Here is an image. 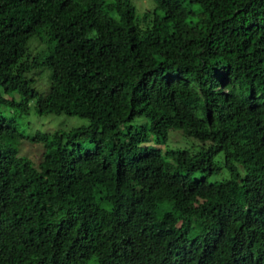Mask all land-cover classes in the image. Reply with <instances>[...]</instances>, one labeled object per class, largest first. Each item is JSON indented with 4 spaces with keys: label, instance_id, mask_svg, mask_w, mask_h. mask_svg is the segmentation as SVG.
<instances>
[{
    "label": "trees",
    "instance_id": "obj_1",
    "mask_svg": "<svg viewBox=\"0 0 264 264\" xmlns=\"http://www.w3.org/2000/svg\"><path fill=\"white\" fill-rule=\"evenodd\" d=\"M150 1L0 0V264H264V0Z\"/></svg>",
    "mask_w": 264,
    "mask_h": 264
},
{
    "label": "rangeland",
    "instance_id": "obj_2",
    "mask_svg": "<svg viewBox=\"0 0 264 264\" xmlns=\"http://www.w3.org/2000/svg\"><path fill=\"white\" fill-rule=\"evenodd\" d=\"M136 7L137 14L144 12L152 7L150 0H133ZM40 44L37 41H32L30 49L32 54L40 48ZM36 79V85L39 89L45 90L47 87L46 73H42L41 76H34ZM87 123L86 119L77 116H66V115H43L38 116L35 113L30 114L22 122L21 133L25 138L33 136L36 131L41 132H53L56 130H67L70 128L79 127ZM192 139H186L178 131H171L168 136V144L172 148L185 147L187 143H193ZM195 143V142H194ZM43 152V147L38 143H31L27 139H24L20 143L19 155L28 158L34 165H36Z\"/></svg>",
    "mask_w": 264,
    "mask_h": 264
}]
</instances>
